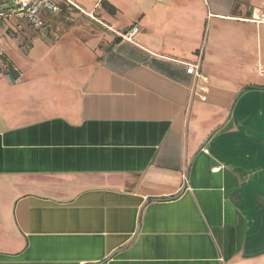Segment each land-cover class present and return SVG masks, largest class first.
I'll use <instances>...</instances> for the list:
<instances>
[{
	"label": "crops",
	"instance_id": "1",
	"mask_svg": "<svg viewBox=\"0 0 264 264\" xmlns=\"http://www.w3.org/2000/svg\"><path fill=\"white\" fill-rule=\"evenodd\" d=\"M98 2L0 19V264H264V0Z\"/></svg>",
	"mask_w": 264,
	"mask_h": 264
},
{
	"label": "built area",
	"instance_id": "2",
	"mask_svg": "<svg viewBox=\"0 0 264 264\" xmlns=\"http://www.w3.org/2000/svg\"><path fill=\"white\" fill-rule=\"evenodd\" d=\"M66 7L76 8L80 13L96 20L94 11L99 8V2H95L92 10L86 11L73 0H5L0 6V19L17 18L25 22L30 28L40 29L45 25L43 13L58 14ZM138 29L139 27L134 24L127 31L120 34V36L124 40L131 41ZM198 68L197 63L187 64L186 72L206 82V78L201 77Z\"/></svg>",
	"mask_w": 264,
	"mask_h": 264
},
{
	"label": "rangeland",
	"instance_id": "3",
	"mask_svg": "<svg viewBox=\"0 0 264 264\" xmlns=\"http://www.w3.org/2000/svg\"><path fill=\"white\" fill-rule=\"evenodd\" d=\"M5 0H0V6ZM95 2H98V0H93L92 4L94 6ZM94 17L96 20L91 19L87 16H84L82 14H68L63 13L59 15V20L64 23L65 28L67 27H80L81 31H84L86 28H92L98 31L107 29L105 24L100 20V15L98 13V8L94 11ZM17 21V24H14L13 22L7 24V23H1V26L3 27V32L5 36L8 35L10 37H13L18 40L19 47L22 51H26L30 45L33 36L36 35V32L39 29H33L29 26H26L22 20H15ZM1 22V21H0ZM42 29V28H40ZM4 53L0 54V74L4 75L7 71V62H11L8 56H4ZM12 63V62H11ZM13 68H15L14 63L12 64Z\"/></svg>",
	"mask_w": 264,
	"mask_h": 264
},
{
	"label": "trees",
	"instance_id": "4",
	"mask_svg": "<svg viewBox=\"0 0 264 264\" xmlns=\"http://www.w3.org/2000/svg\"><path fill=\"white\" fill-rule=\"evenodd\" d=\"M102 4L105 6V8L108 10L109 13H111V14L115 13V7L114 6H112L111 4H107L106 2H103ZM2 58H4V56H2ZM6 74H10L14 78H16L18 75L16 70H14L11 62H7Z\"/></svg>",
	"mask_w": 264,
	"mask_h": 264
}]
</instances>
